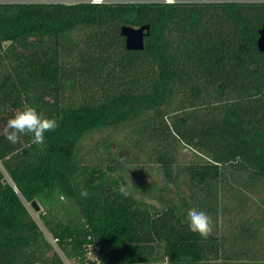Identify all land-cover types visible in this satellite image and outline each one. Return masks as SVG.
I'll list each match as a JSON object with an SVG mask.
<instances>
[{
	"label": "trees",
	"instance_id": "1",
	"mask_svg": "<svg viewBox=\"0 0 264 264\" xmlns=\"http://www.w3.org/2000/svg\"><path fill=\"white\" fill-rule=\"evenodd\" d=\"M263 24L264 0H0V130L25 105L59 123L0 135V264H264Z\"/></svg>",
	"mask_w": 264,
	"mask_h": 264
},
{
	"label": "clouds",
	"instance_id": "2",
	"mask_svg": "<svg viewBox=\"0 0 264 264\" xmlns=\"http://www.w3.org/2000/svg\"><path fill=\"white\" fill-rule=\"evenodd\" d=\"M95 7H103L106 0H90ZM166 5H174L176 0H163ZM59 127L55 118H48L39 112L35 106L25 105L21 110H17L14 116L8 119L6 125L0 130L8 142L16 144L25 135L32 137V143L42 145L45 142V133L54 132ZM132 183V182H131ZM121 194L127 195L125 188H120ZM81 197L88 198L90 193L87 189H82ZM189 230L198 234L202 239H208L214 232L215 225L212 217L206 212L192 208L187 213Z\"/></svg>",
	"mask_w": 264,
	"mask_h": 264
},
{
	"label": "rangeland",
	"instance_id": "3",
	"mask_svg": "<svg viewBox=\"0 0 264 264\" xmlns=\"http://www.w3.org/2000/svg\"><path fill=\"white\" fill-rule=\"evenodd\" d=\"M119 156L122 161L126 163L131 157V152L122 150L119 152ZM126 174L133 181V184L138 188L137 193L146 200H150V198L157 194L156 191L158 190V184L160 183L159 177L147 166L143 164L131 165L126 171ZM25 205L27 206V209L29 210L32 217L38 223L39 227L45 233V229L38 219V211L34 210L30 203L25 202Z\"/></svg>",
	"mask_w": 264,
	"mask_h": 264
},
{
	"label": "water",
	"instance_id": "4",
	"mask_svg": "<svg viewBox=\"0 0 264 264\" xmlns=\"http://www.w3.org/2000/svg\"><path fill=\"white\" fill-rule=\"evenodd\" d=\"M148 25H141L134 27L130 25H122L120 27V34L123 35L125 40V47L127 49H142L143 48V36L148 35ZM256 45L259 51L264 52V24L258 29V37ZM32 208L36 211L40 209L39 205L35 200L30 202Z\"/></svg>",
	"mask_w": 264,
	"mask_h": 264
},
{
	"label": "built area",
	"instance_id": "5",
	"mask_svg": "<svg viewBox=\"0 0 264 264\" xmlns=\"http://www.w3.org/2000/svg\"><path fill=\"white\" fill-rule=\"evenodd\" d=\"M95 249H98V246H96Z\"/></svg>",
	"mask_w": 264,
	"mask_h": 264
}]
</instances>
